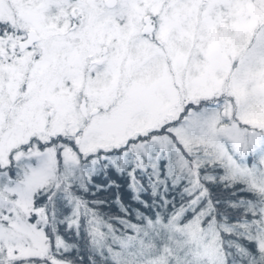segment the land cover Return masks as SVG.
Here are the masks:
<instances>
[{"label": "snow or ice", "instance_id": "obj_1", "mask_svg": "<svg viewBox=\"0 0 264 264\" xmlns=\"http://www.w3.org/2000/svg\"><path fill=\"white\" fill-rule=\"evenodd\" d=\"M0 264H264V0H0Z\"/></svg>", "mask_w": 264, "mask_h": 264}, {"label": "trees", "instance_id": "obj_2", "mask_svg": "<svg viewBox=\"0 0 264 264\" xmlns=\"http://www.w3.org/2000/svg\"><path fill=\"white\" fill-rule=\"evenodd\" d=\"M121 184H123V181H120ZM121 194L123 195V199H124V203L125 205H129L131 202L130 200V194L127 191L126 186L121 188ZM111 197V194H109V198ZM105 211H109V209L106 207ZM113 212L115 211V209L112 210ZM81 244L83 243V241L80 242Z\"/></svg>", "mask_w": 264, "mask_h": 264}]
</instances>
